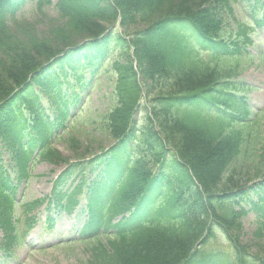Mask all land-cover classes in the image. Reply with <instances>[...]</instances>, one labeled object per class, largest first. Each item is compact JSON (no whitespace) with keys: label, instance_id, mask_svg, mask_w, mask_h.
I'll return each instance as SVG.
<instances>
[{"label":"trees","instance_id":"trees-1","mask_svg":"<svg viewBox=\"0 0 264 264\" xmlns=\"http://www.w3.org/2000/svg\"><path fill=\"white\" fill-rule=\"evenodd\" d=\"M29 1L0 0V139L14 143L17 124L27 123L30 114L37 122L44 97L63 109L77 103L86 82L83 72L95 75L110 48L120 50L119 106L108 120L118 143L94 160L69 165L52 199L64 209L66 196L60 190L73 177L92 178L87 195L96 233L112 228L96 202L117 193L113 209L127 217L113 227L122 225L108 242L111 254L97 264H264V245H255L254 253L242 238L247 214L264 222V138L259 149L254 144L246 151L252 141L247 98L252 88L233 82L230 72L216 64L229 56L240 59L254 45L246 28L236 37L222 38L221 32L242 9L260 27L263 1L244 6L243 0H61L58 6L68 15L57 35L65 37L62 45L9 44L12 35L4 20ZM119 17L129 31L148 25L129 32V41L114 30L106 34L99 20L114 26ZM72 29L87 42L70 43ZM196 46L206 51V61L192 56ZM256 58L264 60L263 54ZM52 127L49 123L30 133L27 143L10 151L18 166L30 143L44 145ZM255 149V156L246 154ZM247 157L257 165L251 173ZM0 183V258L5 260L19 237L11 196L4 193L12 188L5 180ZM47 222L54 228L52 217ZM219 233L235 249V261L226 253L202 250Z\"/></svg>","mask_w":264,"mask_h":264},{"label":"rangeland","instance_id":"rangeland-1","mask_svg":"<svg viewBox=\"0 0 264 264\" xmlns=\"http://www.w3.org/2000/svg\"><path fill=\"white\" fill-rule=\"evenodd\" d=\"M58 2L59 0H31L22 9V12L7 21L10 32L12 33L9 44H15L16 46H31L36 41L44 43L46 41L51 42V45H62V41L65 37H58L57 35L61 32V28L65 26L67 20L64 19L63 12L58 9ZM239 19L248 22V19L243 16H239ZM147 25L148 23H141L133 27L146 28ZM97 26H99V24ZM83 30L85 31L84 28ZM77 31L79 30H68L69 33L67 37H70V43L76 44L78 39L84 37L83 34H76L75 32ZM133 31H135V28L131 30V32ZM255 33L261 45L264 46V28L256 29ZM220 67L227 72L234 71L238 73L240 79L246 81L250 85L258 87V90L254 91L250 97L252 99V106L258 113L260 124L264 126V67L259 65L258 61L251 57L241 58L238 61L233 59L225 60L220 62ZM107 70L109 73L107 75H101V77L96 80L97 84L91 91L89 88L86 92L82 93L83 95H87V93L90 94V99L86 107L80 113L79 117L72 121L70 128L61 134L58 140H55L51 144V151H59L60 156L65 160L76 162L82 161L84 157L85 159H90L114 144L113 139L108 136L107 130H105V134L102 133L99 126L95 123L99 116H105L112 111L116 105L115 100L111 97L110 83L107 82V78L110 77L111 79V77L115 75V71H112V66L108 67ZM45 114L48 115L50 112L47 111ZM255 140L257 144L261 141L259 138ZM2 145H4V143L0 142V148ZM253 151L254 153L250 152L248 154L250 156H255L257 151L256 149ZM53 155L55 154L53 153ZM247 161L249 162V169L248 171L245 170V172L251 173L255 171L257 165L255 164L252 166V162H250L248 157ZM3 163L6 166H12L10 156L7 152L3 153ZM62 168L63 164L61 165L54 156H50L47 161L39 159L34 160L29 177L19 183L16 182V184L19 185L17 193L18 200L25 203L49 195L52 188V181L62 173ZM10 173L12 174V178L15 179V173H13L11 168ZM238 178L235 179L237 183ZM81 202V206H83L85 204L84 200ZM79 209V207H75L70 212L64 211V213H61L58 220V228L60 231L58 235L66 236L65 239L74 238L75 232L81 229L84 221V216L79 212ZM38 213L41 217L44 216L41 210ZM243 226L245 227L243 236L244 243L248 244L249 242L252 247H254V244H259V242H262L260 243L262 246L264 245L263 223H256L255 217L248 215L247 218L243 220ZM39 233L40 228H36L32 232L28 240L32 244V247L50 246V242L53 241L54 237L50 235L47 244H44V238H41ZM1 236L0 232V242L2 239ZM225 244H223L222 241L221 243L218 241L209 246L207 250L216 251L222 249L227 251L228 245ZM15 252V257L10 264H92L93 259L92 255L85 252L80 246H76L75 249H69L66 253H60L56 248L48 249L47 252L53 254V257H47V255L37 252L33 254L30 253V255L27 256V243L17 247Z\"/></svg>","mask_w":264,"mask_h":264},{"label":"bare ground","instance_id":"bare-ground-1","mask_svg":"<svg viewBox=\"0 0 264 264\" xmlns=\"http://www.w3.org/2000/svg\"><path fill=\"white\" fill-rule=\"evenodd\" d=\"M43 112H45V111H43Z\"/></svg>","mask_w":264,"mask_h":264}]
</instances>
